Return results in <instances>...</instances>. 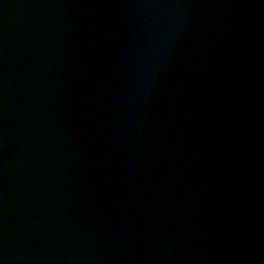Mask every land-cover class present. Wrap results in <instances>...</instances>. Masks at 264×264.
Segmentation results:
<instances>
[{
  "label": "water",
  "instance_id": "95a60500",
  "mask_svg": "<svg viewBox=\"0 0 264 264\" xmlns=\"http://www.w3.org/2000/svg\"><path fill=\"white\" fill-rule=\"evenodd\" d=\"M0 264H264V0H0Z\"/></svg>",
  "mask_w": 264,
  "mask_h": 264
}]
</instances>
